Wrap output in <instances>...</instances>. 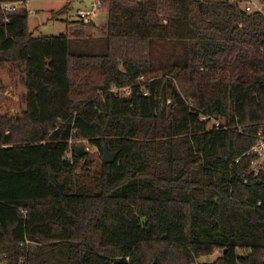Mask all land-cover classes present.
I'll list each match as a JSON object with an SVG mask.
<instances>
[{
	"label": "trees",
	"instance_id": "obj_1",
	"mask_svg": "<svg viewBox=\"0 0 264 264\" xmlns=\"http://www.w3.org/2000/svg\"><path fill=\"white\" fill-rule=\"evenodd\" d=\"M102 2L97 39L0 12V264H264V176L243 157L264 134V19ZM172 40L184 65L153 76L152 43ZM76 140L117 156L93 173Z\"/></svg>",
	"mask_w": 264,
	"mask_h": 264
},
{
	"label": "rangeland",
	"instance_id": "obj_2",
	"mask_svg": "<svg viewBox=\"0 0 264 264\" xmlns=\"http://www.w3.org/2000/svg\"><path fill=\"white\" fill-rule=\"evenodd\" d=\"M91 4L92 0H28L26 8L28 28L34 38L58 35H66L72 39V41L78 38H99L101 37L99 30L103 29L101 18L103 12L106 11V3L101 0L102 6L96 13V16H93L92 19L86 18L87 21H93L91 22L92 27L84 26L83 22H81L84 19L78 16L79 11H89L91 9ZM60 11L61 13H58ZM161 23L163 25L165 24L164 21ZM95 24L97 26H95L96 29L94 30ZM183 45L182 42L178 43L173 40L164 42L154 41L152 43L153 76H161L174 62H176L175 64L177 65H184L185 62H181L180 60L182 57ZM81 50L82 52L88 53L87 50L83 48H81L80 51ZM117 91L118 90L114 88L112 90V92ZM122 92L127 93V90L124 89L120 91V93ZM71 144L73 146H84L89 162L91 163V171L93 173H98L102 164V154L86 141L76 140ZM237 253L241 255L246 252L238 251ZM218 256L219 255L215 253L210 257L194 259V264H208L215 261Z\"/></svg>",
	"mask_w": 264,
	"mask_h": 264
},
{
	"label": "built area",
	"instance_id": "obj_3",
	"mask_svg": "<svg viewBox=\"0 0 264 264\" xmlns=\"http://www.w3.org/2000/svg\"><path fill=\"white\" fill-rule=\"evenodd\" d=\"M27 2L28 1L0 2V12L4 14L5 22L8 21L6 18L7 15L19 12L22 9L26 10ZM228 3L239 9L244 14L258 15L264 19V1L228 0ZM101 6V0H92L91 9L89 11H79L78 16L83 19L91 18L101 8ZM219 127L220 124L215 122L214 129H218ZM243 157L251 159L249 167L246 170L247 175L253 178L264 176V134H262V132L257 134L255 144L247 152H245ZM239 160L240 158L236 159L234 162L238 163Z\"/></svg>",
	"mask_w": 264,
	"mask_h": 264
},
{
	"label": "water",
	"instance_id": "obj_4",
	"mask_svg": "<svg viewBox=\"0 0 264 264\" xmlns=\"http://www.w3.org/2000/svg\"><path fill=\"white\" fill-rule=\"evenodd\" d=\"M74 152H75L76 156L81 157L82 155H84V153L86 151H85L84 146H75ZM101 154H102L101 160H102V163H104V164L113 163V161L115 160V158L117 156V153H110L105 146H102Z\"/></svg>",
	"mask_w": 264,
	"mask_h": 264
},
{
	"label": "crops",
	"instance_id": "obj_5",
	"mask_svg": "<svg viewBox=\"0 0 264 264\" xmlns=\"http://www.w3.org/2000/svg\"><path fill=\"white\" fill-rule=\"evenodd\" d=\"M99 11V10H98ZM97 11V12H98ZM96 12V13H97ZM96 13H95V15L94 16H96ZM107 10L105 11V12H103V16H102V18H101V22H102V27H103V29H105V30H103V29H100L99 30V33H100V35H101V37H104V33H105V31H106V22H107ZM93 17H91L90 19H92ZM91 22H93V21H87V19H84L83 20V23L85 24V26L87 27V25L86 24H90V26L92 27V23ZM165 22V21H164ZM95 23V22H94ZM166 23V22H165ZM95 26H97L96 24L94 25V27ZM98 28V27H97ZM96 29V27L94 28V30ZM86 30V29H85ZM98 30V29H97ZM101 37H99V38H101ZM78 39H83V38H78ZM97 39V38H96Z\"/></svg>",
	"mask_w": 264,
	"mask_h": 264
}]
</instances>
